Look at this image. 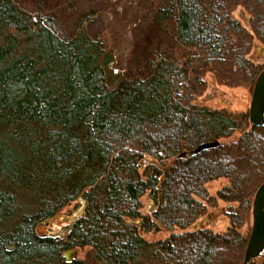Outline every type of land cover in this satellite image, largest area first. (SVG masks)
Instances as JSON below:
<instances>
[{"label":"trees","instance_id":"1","mask_svg":"<svg viewBox=\"0 0 264 264\" xmlns=\"http://www.w3.org/2000/svg\"><path fill=\"white\" fill-rule=\"evenodd\" d=\"M34 1L35 17L0 0V264H242L239 227L264 183V126L194 101L207 74L254 86L264 0H154V25L171 31L179 55L156 51L129 78L113 72L97 36L81 27L60 37L45 21L48 0ZM78 198L86 207L65 237L36 233ZM217 201L229 205L227 231L191 229ZM68 250L86 252L67 263Z\"/></svg>","mask_w":264,"mask_h":264},{"label":"rangeland","instance_id":"2","mask_svg":"<svg viewBox=\"0 0 264 264\" xmlns=\"http://www.w3.org/2000/svg\"><path fill=\"white\" fill-rule=\"evenodd\" d=\"M20 8L35 17L36 4L34 0H15ZM154 0H48L43 13L50 19L53 29L60 37H71L77 28H85L89 34L97 36L107 47L113 50L114 62L111 65L114 73L129 78L145 59L154 52L179 55L172 38L171 31L165 33L155 27L152 18ZM234 17L244 26L249 25V19L242 10H237ZM249 58L264 69V47L255 42ZM205 88L195 98L194 104L205 106L212 110H225L231 113H246L253 87L231 88L219 84L211 74L205 75ZM234 134L233 137H236ZM232 137V138H233ZM145 159L142 166L150 163ZM171 164V161L169 162ZM227 181L220 179L207 184L208 194L215 197L216 193ZM142 213L151 215L155 208L147 197L142 198ZM232 207L236 206L231 204ZM86 203L81 198L63 209L54 217L40 223L36 233L41 237L63 238L72 225L84 212ZM229 205L217 201L215 206H209L206 214L198 219L191 229H208L214 233H224L230 226L226 212ZM139 225V222H134ZM252 212L246 217L239 232L246 235L247 241L251 232ZM167 234H147L144 238L150 242L164 239ZM76 258L82 259L86 250H74ZM257 264H260L258 260Z\"/></svg>","mask_w":264,"mask_h":264},{"label":"water","instance_id":"3","mask_svg":"<svg viewBox=\"0 0 264 264\" xmlns=\"http://www.w3.org/2000/svg\"><path fill=\"white\" fill-rule=\"evenodd\" d=\"M248 119L251 126H264V69L258 75L249 104ZM220 145L219 141L205 143L191 152L183 153L179 158L196 155L200 152L214 149ZM67 263L76 259V252L68 250L63 254ZM263 258L264 264V183L257 189L252 204V226L245 247L242 264H257L256 261Z\"/></svg>","mask_w":264,"mask_h":264},{"label":"flooded vegetation","instance_id":"4","mask_svg":"<svg viewBox=\"0 0 264 264\" xmlns=\"http://www.w3.org/2000/svg\"><path fill=\"white\" fill-rule=\"evenodd\" d=\"M263 261V260H262Z\"/></svg>","mask_w":264,"mask_h":264}]
</instances>
